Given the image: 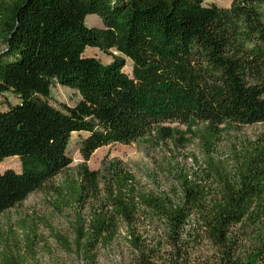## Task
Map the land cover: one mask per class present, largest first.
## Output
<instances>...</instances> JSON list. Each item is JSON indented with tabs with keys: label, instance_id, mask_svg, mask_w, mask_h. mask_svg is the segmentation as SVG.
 <instances>
[{
	"label": "trees",
	"instance_id": "trees-1",
	"mask_svg": "<svg viewBox=\"0 0 264 264\" xmlns=\"http://www.w3.org/2000/svg\"><path fill=\"white\" fill-rule=\"evenodd\" d=\"M89 14L102 25L87 26ZM0 31V161L20 162L0 172V213L65 172L73 133L87 161L164 122L264 125V0H0ZM87 47L117 54L104 64ZM55 84L80 100L52 104ZM83 167L54 192L64 204L94 199L107 210L94 212L89 241L145 208L174 241L200 225L226 263L239 246L234 230L264 224V146L246 150L225 176H206V187L183 177L172 195L150 193L121 163Z\"/></svg>",
	"mask_w": 264,
	"mask_h": 264
},
{
	"label": "rangeland",
	"instance_id": "rangeland-1",
	"mask_svg": "<svg viewBox=\"0 0 264 264\" xmlns=\"http://www.w3.org/2000/svg\"><path fill=\"white\" fill-rule=\"evenodd\" d=\"M232 0H205L229 6ZM86 25H102L89 14ZM0 31V51L5 49ZM117 53L87 47L84 55L109 63ZM123 70L131 75V61ZM6 97L0 99L5 108ZM80 96L74 89L55 84L50 89L54 105H75ZM211 133H213L211 135ZM80 135L73 133L68 147L71 164L62 174L45 183L25 200L0 213V264H220L222 252L204 237L196 225L180 239L170 238L168 223L154 211L139 208L132 220L118 219L115 234L89 241L99 201L91 199L76 206L64 204L55 194L65 178H76L83 166L90 171L104 164L121 163L141 187L152 194H179V181L206 187V176H225L246 150L264 146V125L229 121L213 126L197 120L164 122L129 144L114 143L96 149L85 161L78 149ZM20 170L17 158L0 161V172ZM202 182V183H201ZM210 182L209 190L212 191ZM213 188V187H212ZM238 248L233 260L223 264H264V224L239 225L234 230ZM199 235V237H197Z\"/></svg>",
	"mask_w": 264,
	"mask_h": 264
}]
</instances>
